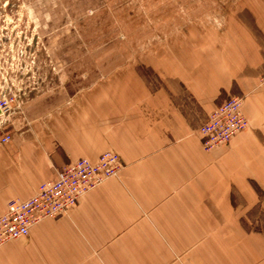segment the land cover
Wrapping results in <instances>:
<instances>
[{"label": "crops", "instance_id": "0c3cea01", "mask_svg": "<svg viewBox=\"0 0 264 264\" xmlns=\"http://www.w3.org/2000/svg\"><path fill=\"white\" fill-rule=\"evenodd\" d=\"M32 1L46 12L40 34L67 30L61 0ZM239 2L220 30L97 56L100 74H69L22 106L0 144V214L77 158L110 149L123 167L0 246V264H264V0ZM230 93L248 126L204 150L197 129Z\"/></svg>", "mask_w": 264, "mask_h": 264}, {"label": "rangeland", "instance_id": "374dc122", "mask_svg": "<svg viewBox=\"0 0 264 264\" xmlns=\"http://www.w3.org/2000/svg\"><path fill=\"white\" fill-rule=\"evenodd\" d=\"M239 1L61 0L59 5L66 10L59 7L56 13L69 21L67 30L42 35L44 18L39 13L44 9L37 2L0 0V103L8 106L0 113V144L12 137L14 126L21 122L22 106L34 97L62 87V78L69 74H100L93 62L97 56L104 61L115 58L112 53L141 57L147 51L142 46L156 49L191 28L220 30L225 16L242 5ZM115 43L131 46L112 51L109 47Z\"/></svg>", "mask_w": 264, "mask_h": 264}, {"label": "built area", "instance_id": "2783aa9c", "mask_svg": "<svg viewBox=\"0 0 264 264\" xmlns=\"http://www.w3.org/2000/svg\"><path fill=\"white\" fill-rule=\"evenodd\" d=\"M260 79L264 82V69ZM242 104V94L230 93L207 115L197 129L204 150L228 144L248 126ZM7 109L6 102L0 103V113ZM122 167L119 155L112 150L103 151L95 161L81 157L64 164L56 177L40 183L32 196L7 202L0 214V246L26 236L30 227L41 220L67 212L84 194L118 177Z\"/></svg>", "mask_w": 264, "mask_h": 264}]
</instances>
